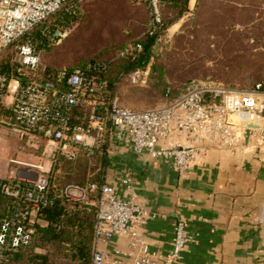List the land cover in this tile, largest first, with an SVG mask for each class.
<instances>
[{
    "label": "built area",
    "instance_id": "built-area-1",
    "mask_svg": "<svg viewBox=\"0 0 264 264\" xmlns=\"http://www.w3.org/2000/svg\"><path fill=\"white\" fill-rule=\"evenodd\" d=\"M87 1L0 0V54L14 47L19 64L11 77L0 73V99L6 95L12 98L17 130L22 137L49 142L54 147V161L58 155L73 160L80 151L87 152L89 157L97 151L109 154L113 140L125 142L136 155L147 152L154 159L172 160L180 175L189 170L205 145L235 152L247 137L264 144V83L250 91H239L214 81H194L177 100L158 108L137 110L123 106L117 96L105 98L108 83L85 76L79 68L69 76L62 72L58 81L31 78L25 82L23 70L33 74L42 66V52L25 36L61 11L75 14ZM160 4L161 0H149L151 33L162 24ZM71 28L72 25L45 29L43 35L49 43L59 44ZM141 50L140 44H129L122 56H133ZM149 70L133 72L130 82L145 84ZM76 108L85 110L79 122H73ZM233 117H238V121H232ZM31 168L42 170L39 166ZM27 172L26 176L0 178L2 193L23 197L31 204L30 210L19 214L20 220L0 219L1 261L30 245L34 225L41 221L39 211L49 201L51 175L32 169ZM124 184L131 190L130 179ZM64 194L75 202L96 195L90 203L96 214L91 264L108 263L101 245L116 236L131 239L129 252H116L118 257L128 260H118L117 264H174L182 259L192 240L185 222L177 221L171 251L159 256L149 251L145 239L139 236V230L158 215L148 211L134 195L120 198L106 182L69 186Z\"/></svg>",
    "mask_w": 264,
    "mask_h": 264
},
{
    "label": "rangeland",
    "instance_id": "rangeland-1",
    "mask_svg": "<svg viewBox=\"0 0 264 264\" xmlns=\"http://www.w3.org/2000/svg\"><path fill=\"white\" fill-rule=\"evenodd\" d=\"M82 10L68 35L42 53V69H64L93 58H111L128 40L143 37L149 19V10L141 0H89ZM166 16L170 17L167 11ZM233 29L258 34V38L246 41L250 52H243L240 42L228 44ZM2 54L12 55L17 63L13 49ZM158 55L164 69L163 83L177 93L192 81L206 80L239 91L252 90L264 79V0H190L187 11L169 27ZM151 72L145 84L123 82L119 89L123 106L144 110L167 104ZM2 102L11 107L7 95ZM50 146L43 139L22 137L17 126L0 121V174L7 171L8 176L11 172L26 176L35 165L44 169L37 173L53 174L65 183L75 166L56 165L54 147ZM39 225L46 222L41 220Z\"/></svg>",
    "mask_w": 264,
    "mask_h": 264
},
{
    "label": "crops",
    "instance_id": "crops-1",
    "mask_svg": "<svg viewBox=\"0 0 264 264\" xmlns=\"http://www.w3.org/2000/svg\"><path fill=\"white\" fill-rule=\"evenodd\" d=\"M8 175L4 171L0 178L18 173ZM104 179L120 198L134 195L158 215L139 230L149 251L167 255L175 225L183 221L192 240L174 264H264V144L256 138L247 137L235 152L205 145L183 175L172 160L154 159L147 152L136 155L130 144L113 140ZM130 240L116 236L101 245L107 264L128 260L116 252H129Z\"/></svg>",
    "mask_w": 264,
    "mask_h": 264
},
{
    "label": "trees",
    "instance_id": "trees-1",
    "mask_svg": "<svg viewBox=\"0 0 264 264\" xmlns=\"http://www.w3.org/2000/svg\"><path fill=\"white\" fill-rule=\"evenodd\" d=\"M141 1L149 10V19L143 37L128 40L116 50L113 57L93 58L64 69L41 68L33 74L23 70L22 78L25 79V82L31 78L58 81L62 72L65 71L66 75L69 76L75 69L79 68L84 72L85 76L97 77L108 83L105 98L111 96L119 98V89L124 81L130 82V74L150 68L152 70L151 76L157 79V86L162 87L161 96L167 100L166 103L177 100L190 84L185 90L177 93L163 83L164 69L158 63V52L162 48V41L169 27L174 24L176 17H182L187 11L190 0H161L162 24L154 33H151L149 28L152 17L149 0ZM86 3L83 5H86ZM82 9L76 11L75 14H69L64 11L57 13L28 33L25 38L32 39L42 53L49 50L53 44L47 41L43 31L45 29L56 30L59 27L73 25L81 16ZM166 11L170 13V17L166 16ZM173 14L175 15L173 16ZM257 36V33L236 32L233 29L230 32L228 44L232 45L235 41L240 42L239 44L244 47L243 52H250L249 50L247 51V49H250V43L246 41L252 37L258 38ZM129 44H140L142 50L136 52L133 56H122V52ZM9 49H13L15 52L14 47ZM18 67L19 64L13 62L12 55L4 57L2 53L0 54V73L2 75L11 77L17 73ZM215 83L227 87V85ZM263 83L264 79L259 80L253 85V88ZM84 113V109L76 108L74 110L76 119L73 122H79V116ZM2 120L10 127L18 126L12 106L6 107L2 99H0V121ZM108 156L109 154L104 151H97L95 155L90 157L87 152L80 151L77 158L73 160H67L62 155L56 156V165L58 164L61 167L64 165L75 166L71 169L75 170V172L70 175L71 177H66L65 183L58 182V178L54 177L53 174L51 175L49 201L39 211V217L46 222V225H34L35 233L30 245L21 247L6 261L0 260V264H91L96 214L94 206L90 203L96 198V195L92 194L87 200L75 202L71 201L64 192L69 186L87 187L93 183L99 185L105 182L104 165ZM5 179L8 180L9 178ZM30 209L31 204L23 197L14 198L7 196L0 190V219L11 218L20 220L19 214ZM37 249L42 250V252L38 253Z\"/></svg>",
    "mask_w": 264,
    "mask_h": 264
}]
</instances>
